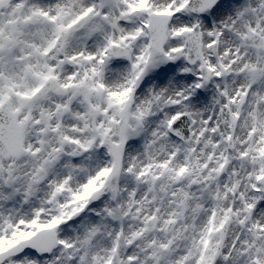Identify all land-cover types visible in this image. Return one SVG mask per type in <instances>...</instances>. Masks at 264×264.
<instances>
[{
	"label": "snow or ice",
	"instance_id": "obj_1",
	"mask_svg": "<svg viewBox=\"0 0 264 264\" xmlns=\"http://www.w3.org/2000/svg\"><path fill=\"white\" fill-rule=\"evenodd\" d=\"M0 264H264V0H0Z\"/></svg>",
	"mask_w": 264,
	"mask_h": 264
}]
</instances>
